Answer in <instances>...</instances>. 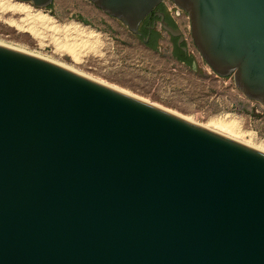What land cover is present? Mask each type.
<instances>
[{"label": "water", "instance_id": "1", "mask_svg": "<svg viewBox=\"0 0 264 264\" xmlns=\"http://www.w3.org/2000/svg\"><path fill=\"white\" fill-rule=\"evenodd\" d=\"M87 1L145 44L151 13L183 41L165 0ZM169 1L264 108V0ZM0 264H264V152L0 44Z\"/></svg>", "mask_w": 264, "mask_h": 264}, {"label": "rangeland", "instance_id": "2", "mask_svg": "<svg viewBox=\"0 0 264 264\" xmlns=\"http://www.w3.org/2000/svg\"><path fill=\"white\" fill-rule=\"evenodd\" d=\"M3 1L7 0H0V43L54 61L183 118H190L194 123L231 127L240 140L264 147L263 106L246 98L231 76H218L205 64L192 42L185 13L171 14L194 65L175 61L171 53V36L162 31L158 23L161 38L158 49H152L120 21L87 0H53L45 9L8 0L11 4L28 6L33 13L40 11L48 15L54 19V25L62 29L57 33L37 27L35 34L23 21L24 12L2 6L3 9ZM165 4L170 6L167 0ZM66 27H71V33L64 31ZM71 43L74 47L80 46L76 47L78 50L74 49L76 53L71 51L75 54L65 48Z\"/></svg>", "mask_w": 264, "mask_h": 264}, {"label": "bare ground", "instance_id": "3", "mask_svg": "<svg viewBox=\"0 0 264 264\" xmlns=\"http://www.w3.org/2000/svg\"><path fill=\"white\" fill-rule=\"evenodd\" d=\"M9 7L11 10L13 9V10H15V11H21V12H24V14H25V18L23 19V21L25 20L26 21V23L29 25V28L31 29V30H33L34 32H35V34H36V28L37 27H40V28H42V29H50V30H54L55 32H60L61 30L57 27V26H55L54 25V22H53V20H52V18H50V17H48V15L46 16V15H44L43 13H41L40 11L39 12H36V13H33V12H31L30 10L31 9H29V7L28 6H26V5H23V4H11L8 0L7 1H3V3H2V5H1V7ZM2 7V8H3ZM3 8V9H4ZM6 9V8H5ZM76 26V25H75ZM64 29V28H63ZM74 29H77V28H75L74 27ZM78 30V29H77ZM38 31V30H37ZM64 31L67 33V32H70L71 33V27H66L65 29H64ZM81 32V31H80ZM80 32H78V33H80ZM62 33V32H61ZM76 33V35H77V32H75ZM69 34V33H68ZM85 35V34H84ZM93 35V34H92ZM83 36V35H82ZM86 36H88V35H86ZM74 37V36H73ZM90 37H91V35H90ZM81 39V38H80ZM59 41V40H58ZM82 41H84V40H82ZM0 44H2V43H0ZM68 44V43H67ZM74 43H71L70 45H66L65 46V48L69 51V52H71V51H74L75 52V50L74 49H76V47H78L79 45H75L76 47H74V45H73ZM4 45V44H3ZM61 45V44H60ZM7 46H9V47H12V48H14V49H17V50H20V51H23V50H21V49H18V48H16V47H13V46H11V45H7ZM59 47V46H58ZM57 47V48H58ZM61 47V46H60ZM80 47V46H79ZM63 49V48H62ZM76 50H78V49H76ZM24 52V51H23ZM77 52V51H76ZM75 52V53H76ZM27 53V52H26ZM71 53H73V52H71ZM75 53H73V54H75ZM29 54V53H28ZM31 55H32V53H31ZM39 57V56H38ZM41 58H43V57H41ZM54 62V61H53ZM63 66V65H62ZM65 67V66H64ZM67 68V67H66ZM69 69V68H68ZM71 70V69H70ZM73 70V69H72ZM74 71V70H73ZM81 74V73H80ZM90 78V77H89ZM93 79V78H92ZM94 80V79H93ZM106 85V84H105ZM109 86V85H108ZM110 87H112V86H110ZM112 88H114V89H117V90H119V91H121V92H124V93H127V92H125V91H123V90H120V89H118V88H115V87H112ZM127 94H129V93H127ZM130 95V94H129ZM184 119H186V120H189V121H191V122H194V121H192L190 118H184ZM200 125V124H199ZM212 125V124H211ZM201 126H203V127H206V128H208V129H210V130H213V131H215V132H218V133H220V134H223V135H225V136H227V137H230V138H232V139H235V140H237V141H239V142H242V143H244V144H247V145H249V146H251V147H254V148H256V149H258V150H260V151H262V152H264V147H262V146H259V147H257V146H253V145H251L250 143H247V142H244V141H242V140H240L237 136L239 135V134H237L236 133V130L235 129H233V128H231V127H224V125L223 126H219L218 124L217 125H213V126H205V125H201Z\"/></svg>", "mask_w": 264, "mask_h": 264}, {"label": "flooded vegetation", "instance_id": "4", "mask_svg": "<svg viewBox=\"0 0 264 264\" xmlns=\"http://www.w3.org/2000/svg\"><path fill=\"white\" fill-rule=\"evenodd\" d=\"M155 10H157V11L159 10V11L163 12L165 21H167V23L169 25H171L172 27L178 28L174 17L172 16L168 6L165 4V1L161 4H159ZM158 22H159V18L156 15H154V13H151L150 15L145 17V19L142 21V23L140 25V31L142 32L143 30H146L147 31L146 36H149L148 42L146 43L147 46H150L149 44H150L151 39H152V33L159 31L157 29V26H156ZM171 40H172L171 53L173 55V58L175 59L176 62L185 64L184 62H182L179 59L180 56L191 57V55H190V51L185 46L184 37H183V41L180 42L179 44H177L178 37H172L171 36Z\"/></svg>", "mask_w": 264, "mask_h": 264}, {"label": "trees", "instance_id": "5", "mask_svg": "<svg viewBox=\"0 0 264 264\" xmlns=\"http://www.w3.org/2000/svg\"><path fill=\"white\" fill-rule=\"evenodd\" d=\"M143 33V36H146L147 35V31L146 30H143L142 31ZM161 37V34L159 31H156L154 33H152V39H151V42H150V46L151 48H156L157 46V43H158V39H160ZM182 62H184L186 65H191L194 61L193 57H186V56H180L179 58Z\"/></svg>", "mask_w": 264, "mask_h": 264}, {"label": "built area", "instance_id": "6", "mask_svg": "<svg viewBox=\"0 0 264 264\" xmlns=\"http://www.w3.org/2000/svg\"><path fill=\"white\" fill-rule=\"evenodd\" d=\"M166 1V0H165ZM168 2H169V4H170V6H168V8H169V10H170V12L172 13V14H176L177 15V12L179 11V14L182 12V11H180V10H178V8L171 2V1H169V0H167ZM179 14L177 15V16H179Z\"/></svg>", "mask_w": 264, "mask_h": 264}, {"label": "crops", "instance_id": "7", "mask_svg": "<svg viewBox=\"0 0 264 264\" xmlns=\"http://www.w3.org/2000/svg\"><path fill=\"white\" fill-rule=\"evenodd\" d=\"M158 29V28H157ZM159 30V29H158ZM160 32V31H159ZM161 34V33H160ZM133 35V34H132ZM138 38V37H137ZM140 39V38H139ZM141 40V39H140ZM141 42H143L142 40H141ZM146 45V44H145ZM147 46V45H146ZM147 47H149V46H147ZM149 48H151V47H149ZM153 49V48H152ZM156 49H158V44H157V46H156Z\"/></svg>", "mask_w": 264, "mask_h": 264}]
</instances>
